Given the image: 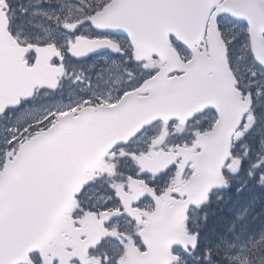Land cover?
<instances>
[{
  "label": "snow or ice",
  "instance_id": "1",
  "mask_svg": "<svg viewBox=\"0 0 264 264\" xmlns=\"http://www.w3.org/2000/svg\"><path fill=\"white\" fill-rule=\"evenodd\" d=\"M0 264H264V0H0Z\"/></svg>",
  "mask_w": 264,
  "mask_h": 264
}]
</instances>
